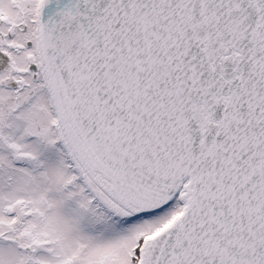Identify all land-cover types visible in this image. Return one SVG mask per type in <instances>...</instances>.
I'll return each instance as SVG.
<instances>
[{
	"label": "snow or ice",
	"instance_id": "snow-or-ice-1",
	"mask_svg": "<svg viewBox=\"0 0 264 264\" xmlns=\"http://www.w3.org/2000/svg\"><path fill=\"white\" fill-rule=\"evenodd\" d=\"M0 264H264V0H0Z\"/></svg>",
	"mask_w": 264,
	"mask_h": 264
}]
</instances>
